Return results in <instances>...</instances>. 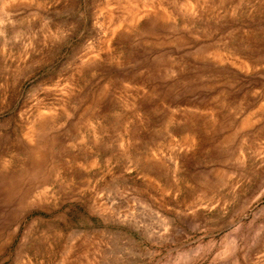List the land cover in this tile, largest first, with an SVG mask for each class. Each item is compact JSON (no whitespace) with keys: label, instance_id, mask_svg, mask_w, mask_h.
I'll use <instances>...</instances> for the list:
<instances>
[{"label":"rangeland","instance_id":"1","mask_svg":"<svg viewBox=\"0 0 264 264\" xmlns=\"http://www.w3.org/2000/svg\"><path fill=\"white\" fill-rule=\"evenodd\" d=\"M0 264H264V0H0Z\"/></svg>","mask_w":264,"mask_h":264}]
</instances>
